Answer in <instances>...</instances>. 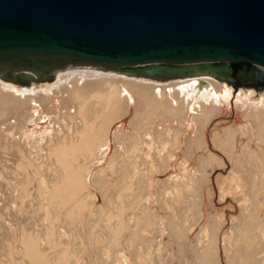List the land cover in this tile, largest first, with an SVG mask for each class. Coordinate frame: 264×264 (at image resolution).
Listing matches in <instances>:
<instances>
[{
    "label": "rangeland",
    "instance_id": "1",
    "mask_svg": "<svg viewBox=\"0 0 264 264\" xmlns=\"http://www.w3.org/2000/svg\"><path fill=\"white\" fill-rule=\"evenodd\" d=\"M227 85L230 105L200 140L189 110L180 123L140 119L132 100L126 114L105 117L98 90L0 106V263L208 264L214 235L218 264H230L249 207L251 170L237 158L248 144L264 171V133L248 142L235 99L249 90L264 99V88Z\"/></svg>",
    "mask_w": 264,
    "mask_h": 264
},
{
    "label": "water",
    "instance_id": "2",
    "mask_svg": "<svg viewBox=\"0 0 264 264\" xmlns=\"http://www.w3.org/2000/svg\"><path fill=\"white\" fill-rule=\"evenodd\" d=\"M264 88V0H0V78L82 66Z\"/></svg>",
    "mask_w": 264,
    "mask_h": 264
},
{
    "label": "bare ground",
    "instance_id": "3",
    "mask_svg": "<svg viewBox=\"0 0 264 264\" xmlns=\"http://www.w3.org/2000/svg\"><path fill=\"white\" fill-rule=\"evenodd\" d=\"M49 81L41 86L34 85L35 82L31 81V85H21L17 93H14L16 83L0 78V106L9 112L14 111V107L22 102L34 104L40 98L59 96L66 90L73 89L81 95L98 90V93L106 95L101 100L106 112L105 117H112V113L120 115L122 110L123 113L128 112V101L132 102V100H135L139 115L143 116L140 119H145V116L159 117L160 120L173 118L180 123L186 118L189 110L192 114L189 119L192 118L194 122L193 128H195L194 124L199 127L197 128L199 134L196 135L199 138L207 123L218 116L224 106L230 105L231 100V90L227 82L209 73L156 79L149 75L87 65L60 70ZM106 81L111 84L105 88L101 87V83ZM253 92L249 90L244 97L237 95L235 99L238 108L245 107L242 112L248 122L243 125V133L247 136L248 142L255 138L258 140V137L264 133V99L252 98ZM46 101L45 99L44 102ZM172 105H175V108ZM25 116L28 120L32 114L27 112ZM86 126L83 122L82 127ZM223 132L225 136H229L227 131L223 130ZM261 139L262 137L260 142ZM249 147L250 144L237 157L251 170L252 186L245 192L249 200L246 218L237 223L232 236L234 242L231 244L234 249L230 255V264H264V216L262 215L264 201H259V196H253L254 194L264 196V171L252 166V153L250 154ZM24 243L26 248L23 253L29 245L28 241ZM224 243L230 245L229 239L227 238ZM204 254L208 264L219 263L218 246L214 235ZM35 255V250L26 253L27 258ZM26 261L28 262L27 259Z\"/></svg>",
    "mask_w": 264,
    "mask_h": 264
}]
</instances>
